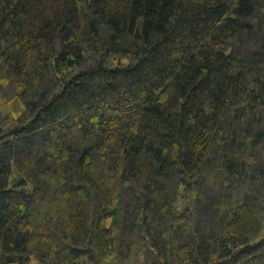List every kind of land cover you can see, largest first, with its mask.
Segmentation results:
<instances>
[{"label": "trees", "instance_id": "1", "mask_svg": "<svg viewBox=\"0 0 264 264\" xmlns=\"http://www.w3.org/2000/svg\"><path fill=\"white\" fill-rule=\"evenodd\" d=\"M264 264V0H0V264Z\"/></svg>", "mask_w": 264, "mask_h": 264}, {"label": "rangeland", "instance_id": "2", "mask_svg": "<svg viewBox=\"0 0 264 264\" xmlns=\"http://www.w3.org/2000/svg\"><path fill=\"white\" fill-rule=\"evenodd\" d=\"M34 264H36V263H34Z\"/></svg>", "mask_w": 264, "mask_h": 264}]
</instances>
